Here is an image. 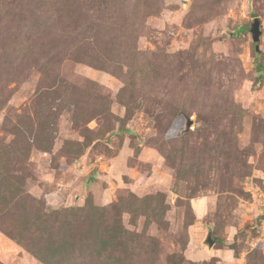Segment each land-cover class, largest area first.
I'll list each match as a JSON object with an SVG mask.
<instances>
[{
	"label": "rangeland",
	"instance_id": "obj_1",
	"mask_svg": "<svg viewBox=\"0 0 264 264\" xmlns=\"http://www.w3.org/2000/svg\"><path fill=\"white\" fill-rule=\"evenodd\" d=\"M0 264H264V0H0Z\"/></svg>",
	"mask_w": 264,
	"mask_h": 264
},
{
	"label": "water",
	"instance_id": "obj_2",
	"mask_svg": "<svg viewBox=\"0 0 264 264\" xmlns=\"http://www.w3.org/2000/svg\"><path fill=\"white\" fill-rule=\"evenodd\" d=\"M251 33L254 42H258L260 40V37L262 35V29H261V21L259 18H255L252 25H251ZM256 50H259V46H256ZM210 241V238H209ZM214 242L210 241V245H212Z\"/></svg>",
	"mask_w": 264,
	"mask_h": 264
}]
</instances>
